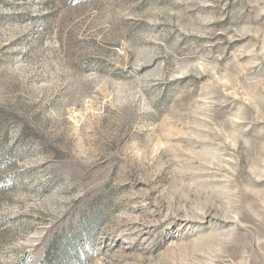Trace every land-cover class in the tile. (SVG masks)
<instances>
[{"label": "rangeland", "instance_id": "374dc122", "mask_svg": "<svg viewBox=\"0 0 264 264\" xmlns=\"http://www.w3.org/2000/svg\"><path fill=\"white\" fill-rule=\"evenodd\" d=\"M0 264H264V0H0Z\"/></svg>", "mask_w": 264, "mask_h": 264}]
</instances>
